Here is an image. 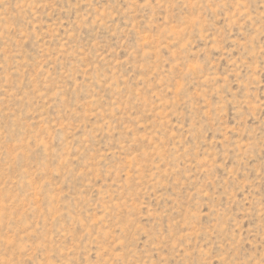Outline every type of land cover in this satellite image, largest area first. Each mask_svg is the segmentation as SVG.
<instances>
[{
    "label": "rangeland",
    "instance_id": "374dc122",
    "mask_svg": "<svg viewBox=\"0 0 264 264\" xmlns=\"http://www.w3.org/2000/svg\"><path fill=\"white\" fill-rule=\"evenodd\" d=\"M0 264H264V0H0Z\"/></svg>",
    "mask_w": 264,
    "mask_h": 264
}]
</instances>
